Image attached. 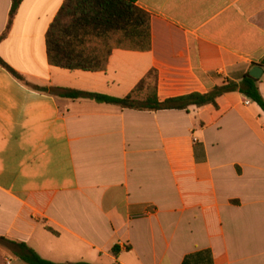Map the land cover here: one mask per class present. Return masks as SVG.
I'll return each instance as SVG.
<instances>
[{
    "label": "crops",
    "instance_id": "crops-1",
    "mask_svg": "<svg viewBox=\"0 0 264 264\" xmlns=\"http://www.w3.org/2000/svg\"><path fill=\"white\" fill-rule=\"evenodd\" d=\"M139 28L78 31L92 70L50 64L65 0H0V238L52 263L264 264V113L238 92L156 112L124 98L150 72L158 100L238 84L264 58V0H126ZM264 100V69L258 80ZM28 84V85H27ZM113 248H117L114 253ZM0 264H24L0 244Z\"/></svg>",
    "mask_w": 264,
    "mask_h": 264
},
{
    "label": "trees",
    "instance_id": "trees-1",
    "mask_svg": "<svg viewBox=\"0 0 264 264\" xmlns=\"http://www.w3.org/2000/svg\"><path fill=\"white\" fill-rule=\"evenodd\" d=\"M21 2L22 0H11L6 32ZM145 24V15L126 0H65L47 31L48 60L50 64L64 69L92 70V59L83 57V51L77 50L79 44L76 39L70 38L71 35L75 37L78 31L86 28H90L93 31H116L139 28ZM4 36L5 34L0 37V41ZM0 66L7 70L16 80L23 82L22 77L10 69L1 59ZM257 66L264 69V58ZM258 82V80L247 73L238 84L226 83L214 87L203 94L190 93L165 99L164 101L158 100L157 97L156 71H150L127 96L120 99L65 89H46L34 86H31V88L35 91L65 99H89L99 104L112 105L120 109L146 112L163 110L187 111L190 107H202L205 105L215 107V101L218 97L227 93L238 92L258 106L264 113V100L259 93ZM0 244L24 264H58L43 260L23 243L0 238ZM113 251L116 253L117 248H113Z\"/></svg>",
    "mask_w": 264,
    "mask_h": 264
},
{
    "label": "water",
    "instance_id": "water-1",
    "mask_svg": "<svg viewBox=\"0 0 264 264\" xmlns=\"http://www.w3.org/2000/svg\"><path fill=\"white\" fill-rule=\"evenodd\" d=\"M249 76L253 77L256 80H259V78L262 75V68L259 66L254 67L248 72Z\"/></svg>",
    "mask_w": 264,
    "mask_h": 264
},
{
    "label": "built area",
    "instance_id": "built-area-1",
    "mask_svg": "<svg viewBox=\"0 0 264 264\" xmlns=\"http://www.w3.org/2000/svg\"><path fill=\"white\" fill-rule=\"evenodd\" d=\"M243 104H244L245 106H248V105L251 104V102H250V100H248V99H246V98L244 97V99H243Z\"/></svg>",
    "mask_w": 264,
    "mask_h": 264
}]
</instances>
